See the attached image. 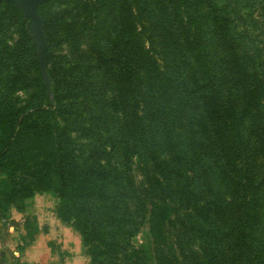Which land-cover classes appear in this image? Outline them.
Wrapping results in <instances>:
<instances>
[{
	"label": "trees",
	"instance_id": "16d2710c",
	"mask_svg": "<svg viewBox=\"0 0 264 264\" xmlns=\"http://www.w3.org/2000/svg\"><path fill=\"white\" fill-rule=\"evenodd\" d=\"M4 4L25 24L22 40L33 46L51 104L29 21L13 1L3 0L0 6ZM43 5L39 15L48 64ZM94 5L108 18L97 26L102 29L108 22L115 32L110 47L98 53L115 81L124 155L128 163L137 155L149 182L142 197H135L138 230H146L145 243L138 247L120 242L119 233L135 215L129 206L121 208L115 191L108 189L100 220L95 208L86 214L89 198L83 197V210L80 201L75 204L79 211L65 206L66 223L76 219L84 228L91 264H264L256 241L263 225L264 169L258 174L250 156V137L258 141L263 122L264 77L246 69L225 20L223 32L217 0H157L150 9L140 0H95ZM47 71L56 96L58 82ZM228 78L233 90L225 88ZM235 91L246 95L242 109ZM21 114L4 147L27 130L28 114ZM7 154V149L0 152V160ZM69 188L63 175L62 192Z\"/></svg>",
	"mask_w": 264,
	"mask_h": 264
},
{
	"label": "rangeland",
	"instance_id": "374dc122",
	"mask_svg": "<svg viewBox=\"0 0 264 264\" xmlns=\"http://www.w3.org/2000/svg\"><path fill=\"white\" fill-rule=\"evenodd\" d=\"M94 1L50 0L41 7L50 36L48 69L58 82L57 95H50L51 104L41 85L33 46L22 40L23 20L10 7L0 6V152L7 149L8 153L0 160V224L5 227L3 237H10L8 252L16 264H91L89 246L81 234L84 228L76 219L67 224L64 208L70 205L79 211L75 204L80 201L83 210L86 197V214L95 208V218L103 219L108 189L115 191L123 210L129 206L135 215L119 233L123 247H138L146 240V230H138L141 214L135 197H142L149 180L137 155L133 163L124 155L115 81L98 53L110 47L115 32L109 31L113 26L108 22L105 30L97 26L108 18ZM140 2L150 9L157 0ZM217 5V20L221 18L223 32L225 25L233 31L235 51L242 55L246 69L264 77V0H217ZM96 29L101 30L99 36ZM222 49L227 51L226 45ZM231 84L228 78L225 88L233 90ZM234 94L242 109L246 95ZM261 108L258 141L249 136L250 156L260 175L264 169V96ZM24 112L27 130L12 139L11 147H4L13 123ZM63 175L70 187L65 192ZM261 211L263 225L256 241L264 263V199Z\"/></svg>",
	"mask_w": 264,
	"mask_h": 264
},
{
	"label": "water",
	"instance_id": "95a60500",
	"mask_svg": "<svg viewBox=\"0 0 264 264\" xmlns=\"http://www.w3.org/2000/svg\"><path fill=\"white\" fill-rule=\"evenodd\" d=\"M3 0H0V4ZM21 9L26 19H28L27 29L31 34L32 41L37 47V58L40 65V71L45 81L46 88L51 96H53L51 89V78L48 75V64L45 56V45L47 36L44 31L43 19L39 15V7L50 0H11Z\"/></svg>",
	"mask_w": 264,
	"mask_h": 264
},
{
	"label": "crops",
	"instance_id": "0c3cea01",
	"mask_svg": "<svg viewBox=\"0 0 264 264\" xmlns=\"http://www.w3.org/2000/svg\"><path fill=\"white\" fill-rule=\"evenodd\" d=\"M5 227L0 224V264H16L7 246H10L9 235L4 236Z\"/></svg>",
	"mask_w": 264,
	"mask_h": 264
}]
</instances>
